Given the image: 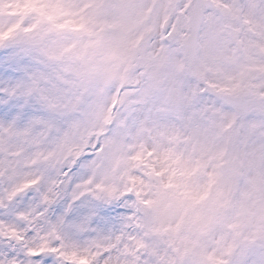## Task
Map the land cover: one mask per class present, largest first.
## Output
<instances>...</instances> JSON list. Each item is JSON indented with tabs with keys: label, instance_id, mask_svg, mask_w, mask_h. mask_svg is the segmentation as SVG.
Instances as JSON below:
<instances>
[{
	"label": "snow or ice",
	"instance_id": "1",
	"mask_svg": "<svg viewBox=\"0 0 264 264\" xmlns=\"http://www.w3.org/2000/svg\"><path fill=\"white\" fill-rule=\"evenodd\" d=\"M0 264H264V0H0Z\"/></svg>",
	"mask_w": 264,
	"mask_h": 264
}]
</instances>
